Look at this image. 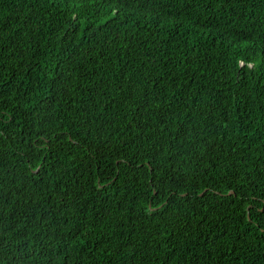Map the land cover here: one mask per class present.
<instances>
[{
	"label": "trees",
	"instance_id": "1",
	"mask_svg": "<svg viewBox=\"0 0 264 264\" xmlns=\"http://www.w3.org/2000/svg\"><path fill=\"white\" fill-rule=\"evenodd\" d=\"M0 264H264V0H0Z\"/></svg>",
	"mask_w": 264,
	"mask_h": 264
}]
</instances>
